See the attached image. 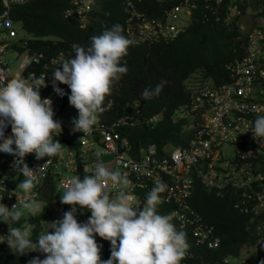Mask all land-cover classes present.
Listing matches in <instances>:
<instances>
[{"label": "clouds", "instance_id": "9594fccd", "mask_svg": "<svg viewBox=\"0 0 264 264\" xmlns=\"http://www.w3.org/2000/svg\"><path fill=\"white\" fill-rule=\"evenodd\" d=\"M26 1L29 0H11V3L4 5L1 0L3 9L0 15L7 12L8 18L12 20V25H5L1 30H6L9 35L11 29L16 32V35L5 42L8 49L18 34L13 19L9 16L10 11L15 4ZM121 1L129 10L125 27L127 37L123 34L122 26L115 24L111 28H105L101 34L90 37L89 46L74 45V50L68 51L69 53L61 51L58 56L49 57L39 49L26 48L31 37L22 32L21 36L26 39H20L22 45L14 48L19 53H27L31 59L17 73L25 71L24 69L50 73L51 80L50 76L47 80L51 81L53 87H48L45 79L38 78L35 73H29L26 78L9 76L12 79L0 82V152L13 156L9 159L2 158L1 161L13 162L12 169H16V173H12L10 169L11 175L23 179L18 185L22 192L17 187H11L12 183L5 170L0 171L3 203L12 195L21 198L18 205L13 204L11 208L0 203V232L8 229L5 235L7 246L14 254L24 255L33 251L45 254L43 259L33 257L28 264H188V259L193 256V247L203 246L209 250H217L222 244L221 237L214 233L215 222L198 214L192 206L194 194L201 187L200 190L217 198H227L225 204L231 210H224L220 215L224 223L229 224L235 219L234 209L250 214L256 230L262 234L254 246L264 248V223L257 226L259 220L264 222V115L255 119L253 136L250 132H243L227 141L226 138L220 149H214L211 155L194 165L196 172L184 176L193 178V181L175 195H170L168 188L176 184V179H173L176 176L166 173L165 177L163 172L162 176L165 178L161 181L155 176H145L141 171H130L124 165L128 157L133 158L134 164L135 161L141 164L147 158L152 163H157L166 157L171 158L178 149L189 146L195 131L191 125L196 124L197 116L202 110L212 106L215 94L236 80L237 74L233 67L237 61L242 62L249 47L255 43H263L264 49V22L248 25V20L244 19L251 16L262 22L264 14L259 15L261 11L252 8L253 0H227V3L226 0L221 3H217V0H198L190 15L181 14V19L188 17L189 22L178 25L182 30L174 38L136 42L128 33L132 10L124 3L125 0ZM142 1L134 0L137 9ZM153 1L157 2V9L152 13L141 11L149 15L159 14L163 1ZM245 1L250 5L243 10L242 4ZM170 2L174 3L171 5ZM177 3L178 0H168L166 5L171 7ZM67 4L65 17L76 19L80 27L86 29L93 20V12L97 7L95 0L85 18L67 15V10L72 6L69 0ZM195 14L204 21H219L223 18L226 25H237L246 36L243 44L245 54L227 65L230 80L223 84L216 85L211 79L200 81L198 74L189 78H196L197 88L188 87L191 90L190 101L177 108L173 114L175 122H182L180 133L184 142L176 145L170 143L163 147L149 143L134 149L130 138L122 133L121 127L140 126L143 122L151 125L161 119V114L145 120L127 116H120L111 122L100 119L105 97L111 93L114 82L128 72L126 63L121 65V60L133 44L152 46L176 39L198 17ZM133 21L137 22L136 19ZM258 32H261V37L251 42V37ZM19 47L26 49L20 50ZM35 59H39V63H35ZM58 83L68 87L66 98L72 107L66 102L61 106L57 118H54L52 100L42 97L49 95L51 89L63 97L66 93L57 86ZM167 83L166 80H161L155 87L144 88L140 94L141 99L147 101L158 97ZM42 87L45 89L40 91ZM259 89L264 91V83ZM70 110L78 114L71 122L73 127L67 121ZM65 111L68 113L62 115ZM103 129L112 136L111 139L106 138ZM72 138L78 143V149L68 146V139ZM108 145L119 147V151L123 153L121 157H117V152L110 151ZM28 155H32V158L25 160ZM47 160L54 161L58 166L60 163L64 166V171L56 174L50 169L44 180L34 179L35 172L43 170V166L37 165ZM77 161L81 164V172L77 169ZM207 161H213L214 166L209 167ZM226 162H230L231 166L227 168ZM70 165H75L73 171L69 169ZM215 171L228 173L225 177L228 181L215 178ZM184 172L183 170L181 174ZM84 173L87 174L83 176ZM66 176L71 178L62 185L61 179ZM49 180H53L61 192L63 189L61 204L33 241L26 229L16 226L20 224L22 217V212L16 210L26 201L22 205L23 209L32 215L39 212V206L27 200L31 196L39 197L42 186ZM2 181L6 184L4 189L1 187ZM243 181H247V184L242 185ZM257 193L263 195L261 200ZM4 221L6 226L2 224ZM97 235L110 242V257L107 260L101 258L103 245L95 239ZM254 246L245 247L239 256L225 257L224 262L264 264L259 258L244 257V250Z\"/></svg>", "mask_w": 264, "mask_h": 264}, {"label": "trees", "instance_id": "16d2710c", "mask_svg": "<svg viewBox=\"0 0 264 264\" xmlns=\"http://www.w3.org/2000/svg\"><path fill=\"white\" fill-rule=\"evenodd\" d=\"M95 2L97 7L93 12V20L86 29L81 28L76 19L65 17L67 0H29L15 4L9 14L18 32L15 39H26L21 36L24 32L31 37L26 48L39 49L50 57L58 56L61 51L69 53L68 51L74 50V45L89 46L90 37L101 34L105 28H111L115 24L122 26L123 34L127 37L125 27L129 10L123 2L121 0ZM173 3L170 2L171 5ZM251 4L254 10L261 11L259 15L264 14L263 0H253ZM249 5L245 1L242 9L245 10ZM138 6V9L148 13L158 8L157 2L153 0H143ZM2 9L0 0V13ZM195 15L198 17H195L196 19L176 39L152 46L133 44L128 48V54L121 60V65L126 63L128 72L114 82L111 93L105 97L102 105L104 111L100 113V119L111 122L120 116H127L145 120L155 114H161V119L151 125L143 122L140 126L121 127L122 133L130 138L134 149L149 143L163 147L170 143L176 145L184 142L180 133L182 122H175L173 114L177 108L190 101L191 90L188 89L186 81L192 75L198 74L200 81L211 79L216 85L223 84L230 80L227 65L245 54L243 44L246 42V36L237 25H226L223 18L219 21L215 19L204 21L198 14ZM10 47L14 49L17 44L12 43ZM26 48L19 47L20 50ZM161 80L168 83L160 95L151 100H142L141 91L144 88L155 87ZM68 142L70 143L68 146L78 149V143L73 138L68 139ZM29 158H32V155L26 156L25 160ZM76 166L81 172L79 161L76 162ZM11 172L16 173V169H12ZM16 184H12L11 187H16ZM200 189L201 187L194 194L192 206L198 214H203L215 222L214 233L221 237L222 244L217 250H209L203 246L193 247V256L188 259V264H227L224 262L225 257L239 256L245 247L257 244L262 234L256 230L250 214H243L235 209V219L229 224L224 223L220 215L224 210H231L225 204L227 198H217ZM61 195L62 192L57 189L54 181L49 180L42 186L39 197L31 196L27 200L40 208L35 215L27 211L28 220L33 226L30 236L33 241L37 239L38 236L35 235L41 232L44 223H49L50 216L61 204ZM23 203L18 209L24 210ZM263 223L259 220L257 226ZM2 224L7 225L5 221ZM7 232L6 228L0 232V264H28L33 257L44 258L45 254L36 251L24 255L14 254L5 242ZM95 239L103 245L101 258L108 259L110 242L98 235Z\"/></svg>", "mask_w": 264, "mask_h": 264}, {"label": "built area", "instance_id": "2783aa9c", "mask_svg": "<svg viewBox=\"0 0 264 264\" xmlns=\"http://www.w3.org/2000/svg\"><path fill=\"white\" fill-rule=\"evenodd\" d=\"M4 5L11 3V0H3ZM24 1V0H13ZM72 6L67 10V15H76L77 17L85 18L86 14L92 7L94 0H69ZM142 1V0H139ZM161 12L157 15L147 14L144 11H139L136 8L134 0H125L124 3L132 10V16L129 19L128 33L136 40L141 41H157L161 38H174L182 30L181 26H178L177 21L181 20V14L187 13L190 15L198 0H178V3L174 6L168 7L166 2L168 0H162ZM221 3L222 0H217V3ZM134 19L137 22L133 21ZM12 25V20L8 18L7 12L0 15V31L4 26ZM264 32V31H263ZM5 32H0V82L6 79H12L9 77L11 68L5 60V54L8 49V44L5 43L8 38L16 35L15 29L10 30V35ZM261 37V32L251 37V42ZM263 43H255L249 47L246 57L242 62L237 61L233 70L236 72V80L224 86L219 92L212 98V106L202 110L200 115L197 116L196 124H192L191 128L194 131V138L191 140L187 148L178 149L173 156L166 157L160 162L152 163L148 158L141 164L133 163V158L128 157L124 161V165L130 171H141L145 176H155L157 179L164 180L167 175L176 176V184L170 185L168 192L170 195H175L177 191H182L193 181V178H184L185 175L194 174L196 172L194 165H196L201 159L211 155L215 150H218L223 145L224 139L227 141L230 137L243 133L250 132L253 136L254 121L258 116L264 115V91L259 89L260 85L264 83V49ZM39 63V59H35ZM47 67V65H46ZM36 69V68H35ZM21 73H17L15 77H28L29 73H35L38 78L45 79V84L48 87H53L51 83L50 73H41L33 69H24ZM50 76V80L47 77ZM50 83V84H49ZM58 87L64 90L66 93L63 97L57 95L53 89L48 92L49 95H45L42 98H49L53 102L54 118H57L60 113L61 106L67 102L68 87L66 85L57 84ZM42 87L40 91L44 90ZM70 107H72L67 102ZM199 120V121H198ZM106 138L111 139V135L106 130L102 131ZM89 134V133H88ZM232 134V135H231ZM7 135V132H6ZM118 137V135H115ZM108 148L112 152H117V157H121L123 154L119 151V147L108 145ZM50 161V162H48ZM209 167H213V161H207ZM43 166V170H37L34 174V179H45L48 176L50 169L55 171L56 174H61L64 171V166L59 163V166L52 160H47L37 165ZM225 166L228 168L231 166L230 162H226ZM35 167V169L37 168ZM185 171L181 174L182 171ZM165 173L162 176V173ZM159 175V176H158ZM227 174H223L222 171H215L214 177L220 181H228L225 178ZM71 177L66 176L61 179V184L64 185ZM181 180V181H179ZM186 181V183H184ZM247 181H243L242 185H246ZM6 186L2 181V189ZM258 198L261 200L263 195L257 193ZM3 194H0V203L11 208L13 204L18 205L21 201L20 197L8 198L6 203H3ZM26 197H24V200ZM247 264V263H246Z\"/></svg>", "mask_w": 264, "mask_h": 264}, {"label": "rangeland", "instance_id": "374dc122", "mask_svg": "<svg viewBox=\"0 0 264 264\" xmlns=\"http://www.w3.org/2000/svg\"><path fill=\"white\" fill-rule=\"evenodd\" d=\"M247 17V18H246ZM244 19L245 21L248 20V25L253 23L255 25H259V24H263L264 20L261 22L259 19H254L251 16H246ZM189 22V18L188 17H184L181 20L177 21L176 23L178 25H184L186 23ZM13 44H17L18 46L22 45V41L19 39H15L12 41ZM5 60L6 62L9 64L10 68H11V73L9 74L10 77H13L16 75V73L21 70L23 67V65L28 64L30 62V56L27 53H19L18 51H16L15 49H13L12 47H10L6 54H5ZM197 81L195 77H192L191 79H189L187 81V85L188 87H192V88H197L196 86ZM70 116H68L67 121L69 124L72 125V120L76 117H78V114L73 111L70 110ZM68 113V111H65L64 113H62V115H66ZM13 156L9 155V154H5L0 152V171L5 170L6 172H8V179L12 184H16V187L18 188L19 191H22L18 185H19V179L17 176L11 175L10 173V163H7L6 161H1L2 158H12ZM13 163V162H11ZM69 169L71 171H73L75 169V165H70ZM111 192V190H109ZM63 192V189H62ZM112 193V192H111ZM113 194V193H112ZM16 211H21L22 212V217L20 220V224H15L16 226H22L24 229H26L30 234L31 231L33 229L32 224L29 222V214L27 213V210H16ZM244 257L246 258H259L260 261H262L264 263V248L262 246H254L253 248L249 249L246 248L244 250ZM103 260H107L106 258H102Z\"/></svg>", "mask_w": 264, "mask_h": 264}, {"label": "crops", "instance_id": "0c3cea01", "mask_svg": "<svg viewBox=\"0 0 264 264\" xmlns=\"http://www.w3.org/2000/svg\"><path fill=\"white\" fill-rule=\"evenodd\" d=\"M70 174H71V172L69 173V175H70ZM19 180H20L19 182H21L23 179H22V178H20Z\"/></svg>", "mask_w": 264, "mask_h": 264}]
</instances>
